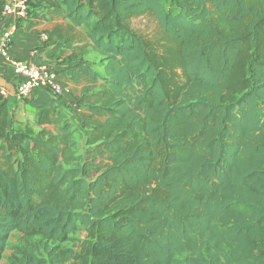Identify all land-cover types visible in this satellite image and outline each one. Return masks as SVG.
<instances>
[{
    "label": "trees",
    "instance_id": "1",
    "mask_svg": "<svg viewBox=\"0 0 264 264\" xmlns=\"http://www.w3.org/2000/svg\"><path fill=\"white\" fill-rule=\"evenodd\" d=\"M41 1L81 45L56 75L82 87L83 148L49 95L59 126L15 129L0 87V263L19 232L8 264H264V0Z\"/></svg>",
    "mask_w": 264,
    "mask_h": 264
},
{
    "label": "crops",
    "instance_id": "2",
    "mask_svg": "<svg viewBox=\"0 0 264 264\" xmlns=\"http://www.w3.org/2000/svg\"><path fill=\"white\" fill-rule=\"evenodd\" d=\"M34 1L30 7L29 17L25 20L18 19L15 13L0 11V39L7 32L14 33L13 41L9 46L10 59L0 56V87L7 91V95L4 97L8 102L11 115L13 112L20 115L25 107L31 106L37 107L39 117L42 108L51 106L49 104L50 99L39 92H36L30 99H20L17 96L16 92L20 83V76L12 67V61H23L29 65L45 68L54 73H59L70 65L79 62V48L81 47L79 41L65 42L68 37L67 31L72 29L73 25L66 24V26L62 27L59 23L63 19L55 17L48 12L50 8L46 2L41 0ZM9 4L13 8L16 7L13 1H9ZM57 29L62 31L60 34L63 40H60L57 37L58 35L54 34ZM50 34L54 36L51 37ZM46 37L47 39H45ZM58 80L60 85L65 88L64 97L60 105L56 103L52 107L64 114L68 103H70L68 101H74L75 105L73 108L79 110V84L65 78H58ZM102 87V85H99L100 89ZM56 119L58 118H55L54 121ZM67 120L74 121V129L77 130L75 137L77 138L79 136V115L72 114ZM54 121L51 125L40 126V130L53 127ZM59 123L60 119H58L57 126H59Z\"/></svg>",
    "mask_w": 264,
    "mask_h": 264
},
{
    "label": "rangeland",
    "instance_id": "3",
    "mask_svg": "<svg viewBox=\"0 0 264 264\" xmlns=\"http://www.w3.org/2000/svg\"><path fill=\"white\" fill-rule=\"evenodd\" d=\"M164 6L166 9L172 8L171 0H162ZM66 24L70 25V23L66 20H60L59 25L66 26ZM131 28L138 33L140 36H143L147 38L148 40H151L152 42L158 44V45H166L167 44V38L165 33L160 28L158 22L152 15H146L142 17L135 18L131 21ZM79 33V32H78ZM82 60L89 65H92L96 67L99 71H102L100 68V57L93 53L91 49L87 50V55ZM59 81V80H58ZM63 87V91H64ZM82 87L79 86V95L81 94ZM66 91V90H65ZM64 97V93L62 96L58 97L56 100V103L60 105L62 103V99ZM67 109L64 114H62L66 119L69 118L70 115H79V129L82 122V115L85 112V108L79 104V110L77 108H73L75 105L74 101H68ZM27 106V105H26ZM264 112V107L262 108ZM22 114H16V112H13V126L17 130L26 131L30 134H36L40 131V126L38 124V110L37 107H25L22 112ZM56 121V122H55ZM54 121V126L49 127L50 130H55L57 127L58 119ZM78 125V124H77ZM79 132V131H78ZM78 145H79V152L83 148V143L81 142V136L79 133V136L76 138ZM86 238V233L84 231L78 232L72 237V241L66 243V246L68 247H76L78 245V242L80 240H84ZM24 241L21 237V234L19 232H14L11 235V238L8 243V247L5 251L4 258L1 261L0 264H8L17 252V250L24 245Z\"/></svg>",
    "mask_w": 264,
    "mask_h": 264
},
{
    "label": "built area",
    "instance_id": "4",
    "mask_svg": "<svg viewBox=\"0 0 264 264\" xmlns=\"http://www.w3.org/2000/svg\"><path fill=\"white\" fill-rule=\"evenodd\" d=\"M13 1L16 7L9 4ZM4 12H12L20 20L28 19L30 12L29 0H6ZM14 33L7 32L0 39V56L10 59L9 46L13 41ZM47 39V37L45 38ZM12 67L20 76V83L17 87V96L20 99H30L36 92L57 99L64 91L60 85L56 73L45 68L29 65L23 61H12ZM3 96L7 95L5 89L1 90Z\"/></svg>",
    "mask_w": 264,
    "mask_h": 264
}]
</instances>
